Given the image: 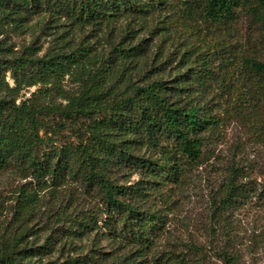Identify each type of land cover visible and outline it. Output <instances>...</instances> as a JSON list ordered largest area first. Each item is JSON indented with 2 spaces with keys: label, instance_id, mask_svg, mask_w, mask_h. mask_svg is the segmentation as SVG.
Returning a JSON list of instances; mask_svg holds the SVG:
<instances>
[{
  "label": "trees",
  "instance_id": "obj_1",
  "mask_svg": "<svg viewBox=\"0 0 264 264\" xmlns=\"http://www.w3.org/2000/svg\"><path fill=\"white\" fill-rule=\"evenodd\" d=\"M0 13L20 26L42 13L51 27L62 19L93 28L121 17L145 21L147 36L112 49L121 65L143 72L139 79H111V57L101 59L91 45L0 55V171L45 187L78 182L98 197V214L79 231L96 230L95 246L62 264H188L173 251L154 254L173 194L228 124L264 145V0H0ZM72 73L81 76L80 90L64 94ZM38 84L17 103L20 88ZM54 91L66 103L52 101ZM242 170L231 167L217 211L264 199V184L244 181ZM21 200L25 214L37 190ZM25 234L2 241L0 264H46L36 260L50 247L21 246ZM221 254L225 264H237L228 251Z\"/></svg>",
  "mask_w": 264,
  "mask_h": 264
},
{
  "label": "rangeland",
  "instance_id": "obj_2",
  "mask_svg": "<svg viewBox=\"0 0 264 264\" xmlns=\"http://www.w3.org/2000/svg\"><path fill=\"white\" fill-rule=\"evenodd\" d=\"M4 17L0 13V55L3 57L20 55L27 47H35L36 55L43 56L56 47L71 51L91 45L101 59L111 57L105 61L112 69L111 79L127 75L131 79L143 77L139 69L121 65L119 58L113 59L117 55L112 49L121 42L130 44L132 35L138 39L147 36L142 29L144 20L121 17L111 24L93 28L79 27L65 19L58 22L61 26L51 27L55 23L50 21L48 13L28 15L23 26ZM59 34L62 37L58 40ZM122 73L125 75L121 78ZM80 77L77 73L67 75L62 82V93H77L82 83ZM6 81L10 87L16 86L10 72L6 74ZM39 87L40 84L20 88L17 103ZM62 93L54 91L51 100L66 103ZM231 167L243 169L244 181H251L257 187L264 184V145L236 123L225 126L220 136L208 144L203 161L173 194L164 209L167 224L155 242L154 254L173 251L186 257L188 264H225L221 254L224 250L237 258V264H264V199L254 196L223 213L216 210V199L228 182ZM137 178L133 174L129 180ZM124 181L125 177L121 179ZM35 190L37 202L22 214V195ZM97 199L78 182L70 181L59 188L45 187L32 178H23L13 169L0 171V244L25 231L21 246L46 244L50 247L37 262L62 264L88 253L95 246L96 230L84 234L79 231H82V221L98 214ZM100 245L105 251L111 250L103 239Z\"/></svg>",
  "mask_w": 264,
  "mask_h": 264
}]
</instances>
